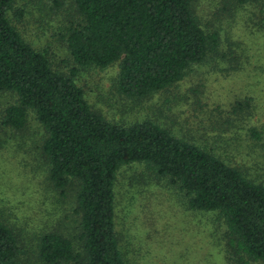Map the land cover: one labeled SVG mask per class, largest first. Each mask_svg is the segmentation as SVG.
<instances>
[{"label": "trees", "instance_id": "obj_1", "mask_svg": "<svg viewBox=\"0 0 264 264\" xmlns=\"http://www.w3.org/2000/svg\"><path fill=\"white\" fill-rule=\"evenodd\" d=\"M18 1L0 0V93L15 98L0 127L20 131L34 116L45 133L48 179L61 197L74 188L78 218L74 236L40 239V264H128L115 230V182L134 163L175 187L188 209L215 215L224 226L228 264H264V176L251 177L154 122L106 120L76 85L77 70L68 76L54 70L48 52L32 48L12 25L9 13ZM194 1L74 0L76 21L65 29L70 59L100 70L118 63L116 91L137 100L177 85L194 66L234 61L219 34L202 27ZM251 100L236 103L233 112L249 110ZM248 125L247 140L264 159V129ZM20 255L16 236L0 221V264H22Z\"/></svg>", "mask_w": 264, "mask_h": 264}, {"label": "rangeland", "instance_id": "obj_2", "mask_svg": "<svg viewBox=\"0 0 264 264\" xmlns=\"http://www.w3.org/2000/svg\"><path fill=\"white\" fill-rule=\"evenodd\" d=\"M239 1H194L202 27L216 31L235 60L194 66L177 85L140 100L116 91L118 63L100 70L71 61L65 29L76 21L74 0H19L9 18L32 48L48 52L54 70L66 76L77 70L76 85L106 120L154 122L247 169L251 177L264 176L261 150L247 140L249 123L264 129V0ZM246 98L252 99L250 109L235 114L236 103ZM14 102L12 95L0 93V121ZM44 138L32 114L20 131L0 127V221L16 236L22 264H40L37 247L44 235L77 233L74 188L61 197L51 185L41 150ZM114 215L128 264H228L224 226L215 215L188 209L183 195L146 164L118 172Z\"/></svg>", "mask_w": 264, "mask_h": 264}]
</instances>
